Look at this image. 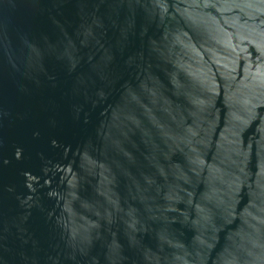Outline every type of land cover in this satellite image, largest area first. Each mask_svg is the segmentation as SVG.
I'll return each instance as SVG.
<instances>
[{
	"label": "water",
	"instance_id": "obj_1",
	"mask_svg": "<svg viewBox=\"0 0 264 264\" xmlns=\"http://www.w3.org/2000/svg\"><path fill=\"white\" fill-rule=\"evenodd\" d=\"M0 264H264V0H0Z\"/></svg>",
	"mask_w": 264,
	"mask_h": 264
}]
</instances>
